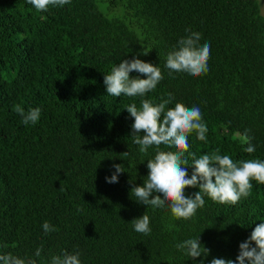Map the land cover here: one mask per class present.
I'll return each instance as SVG.
<instances>
[{
    "label": "trees",
    "instance_id": "1",
    "mask_svg": "<svg viewBox=\"0 0 264 264\" xmlns=\"http://www.w3.org/2000/svg\"><path fill=\"white\" fill-rule=\"evenodd\" d=\"M189 29L201 34L200 45L210 44L209 71L198 77L165 67L167 53ZM137 57L161 69L157 88L142 98L107 95L105 75ZM169 93L174 99L167 107L180 102L201 110L207 140L195 133L188 138L197 158L219 151L235 161L264 160L260 0H71L46 12L28 0H0V254L37 264H51L65 251L78 252L81 264L236 260L240 243L264 223V184L252 181L251 195L236 205L205 196L204 207L187 221L173 217L167 205L152 209L130 196L147 179L155 148L139 152L126 106L139 108L141 99L159 103ZM15 105L39 107V121L23 124ZM245 133L254 153L244 150ZM186 158L182 167L190 177L192 158ZM114 164L125 171L108 183ZM196 191L189 187L185 194ZM144 213L149 235L131 223ZM45 221L57 230L46 233ZM199 235L210 249L207 258L193 260L176 248Z\"/></svg>",
    "mask_w": 264,
    "mask_h": 264
},
{
    "label": "clouds",
    "instance_id": "2",
    "mask_svg": "<svg viewBox=\"0 0 264 264\" xmlns=\"http://www.w3.org/2000/svg\"><path fill=\"white\" fill-rule=\"evenodd\" d=\"M36 11L46 12L50 7H63L70 4L71 0H28ZM178 41V46L169 51L166 56L165 67L170 72L187 73L193 77L206 74L209 71L210 44L205 42L200 45L201 34L192 32ZM151 51V50H150ZM148 52L144 53L147 55ZM133 71L140 75L132 77ZM161 69L140 58L125 59L119 65L112 67L105 75L104 84L107 95L113 97H144L150 91L157 88L163 80ZM174 97L171 93L167 98L161 97L159 103H153L149 99H141L140 107L136 103L126 106V109L134 118L131 136L133 142L139 146V152L147 155L149 148H155L154 158L148 159L149 169L147 179L142 185H134L130 190V196L138 203L152 209L164 208L167 205L171 214L176 219L185 221L196 216L198 209L205 205L204 197H209L219 204L236 205L241 198L251 195L252 181L264 184V160H233L229 155H221L219 151L203 154L196 157L195 153L188 150L190 144L188 138L195 133L201 141L207 140V126L203 122L199 107H186L177 102L174 107H167ZM22 117L25 125H35L41 117L39 107L27 111L15 105L13 109ZM252 137L245 133L247 153L255 152V146L251 143ZM174 148L175 151L162 150ZM186 154L191 156L193 171L189 177L186 167L189 165ZM124 156L128 152L123 153ZM115 171L106 177L108 183H117L119 175L125 171L122 164L113 165ZM214 178V179H213ZM199 188V191L186 195V188ZM155 194V195H153ZM137 233L149 235L151 233L150 218L144 213L141 217L131 221ZM46 233L57 229L47 221L43 224ZM176 248L189 258L210 254V249L205 247L200 240V235L185 239L176 244ZM43 249L39 247L35 256L40 257ZM2 264H37L36 259L26 261L12 254H0ZM264 264V223L257 224L247 240L239 245V254L236 260L213 257L210 264ZM51 264H81L80 254L68 253L51 257ZM198 264H203L199 261Z\"/></svg>",
    "mask_w": 264,
    "mask_h": 264
},
{
    "label": "rangeland",
    "instance_id": "3",
    "mask_svg": "<svg viewBox=\"0 0 264 264\" xmlns=\"http://www.w3.org/2000/svg\"><path fill=\"white\" fill-rule=\"evenodd\" d=\"M261 2V11H262V14L264 15V0H260Z\"/></svg>",
    "mask_w": 264,
    "mask_h": 264
}]
</instances>
